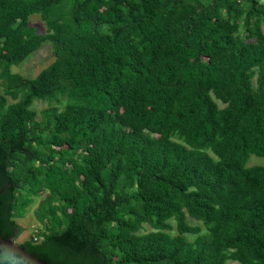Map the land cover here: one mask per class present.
<instances>
[{
	"label": "trees",
	"instance_id": "obj_1",
	"mask_svg": "<svg viewBox=\"0 0 264 264\" xmlns=\"http://www.w3.org/2000/svg\"><path fill=\"white\" fill-rule=\"evenodd\" d=\"M45 42L54 60L35 77L12 69ZM252 155L262 0H0V228L18 238L41 197L21 243L37 258L264 264Z\"/></svg>",
	"mask_w": 264,
	"mask_h": 264
},
{
	"label": "rangeland",
	"instance_id": "obj_2",
	"mask_svg": "<svg viewBox=\"0 0 264 264\" xmlns=\"http://www.w3.org/2000/svg\"><path fill=\"white\" fill-rule=\"evenodd\" d=\"M262 1L264 2V0ZM30 21L31 24L37 26L41 32L46 31V25L38 14L32 15ZM53 60V45L51 42H45L39 50L33 53L20 65H14L12 69L15 72H19L27 77H35ZM46 106V101H36L33 105V108L39 111ZM249 165H264V157L252 155L249 160ZM40 199L41 197L36 198V201L29 207L25 217L17 219L18 222L25 228L24 232L18 238H16V242L19 244L23 243L25 240H28L34 233V230L41 227L40 222L37 220L34 214V209L38 206ZM191 222L198 223V221L194 219H191Z\"/></svg>",
	"mask_w": 264,
	"mask_h": 264
},
{
	"label": "water",
	"instance_id": "obj_3",
	"mask_svg": "<svg viewBox=\"0 0 264 264\" xmlns=\"http://www.w3.org/2000/svg\"><path fill=\"white\" fill-rule=\"evenodd\" d=\"M0 264H49L29 253L24 246L16 242V236L5 238L0 228Z\"/></svg>",
	"mask_w": 264,
	"mask_h": 264
}]
</instances>
